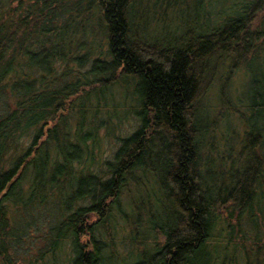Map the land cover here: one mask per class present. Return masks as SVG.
<instances>
[{"label": "trees", "instance_id": "1", "mask_svg": "<svg viewBox=\"0 0 264 264\" xmlns=\"http://www.w3.org/2000/svg\"><path fill=\"white\" fill-rule=\"evenodd\" d=\"M263 51L264 0H0V89L13 102L0 117V264H21V216L50 202L61 209L46 252L69 244V264H199L218 220L232 241L241 231L233 214L248 212L258 225L264 84L252 86L241 109L224 78L264 61ZM72 60L90 66L75 73ZM58 61L62 76L73 74L55 86ZM129 79L140 126L101 172L77 165L95 139L94 130L82 131L89 106ZM213 91L243 126L235 142L218 133L224 147L207 120ZM70 109L81 114L76 139L66 130ZM31 130L28 147L6 164ZM81 199L89 203L76 205ZM119 223L131 241L126 254ZM255 251L246 264H264L261 247Z\"/></svg>", "mask_w": 264, "mask_h": 264}, {"label": "rangeland", "instance_id": "2", "mask_svg": "<svg viewBox=\"0 0 264 264\" xmlns=\"http://www.w3.org/2000/svg\"><path fill=\"white\" fill-rule=\"evenodd\" d=\"M169 17L170 20L167 25L171 26L177 20V15L173 14L169 15ZM171 40L176 41L177 37L175 36L168 41ZM63 45L65 48L68 47V42L65 41ZM78 53H81V51H78ZM69 64L75 68V73H78L80 70H86L90 66L89 63L84 64L78 60H72ZM263 68L264 61L262 59H251L247 63V70L232 72L228 78H224L225 85L229 89L228 93L232 95L231 99L234 103L239 104L241 109L244 108L242 101H249L250 99L252 86H263L264 75L263 77L260 76ZM63 69L64 64L58 61L56 64L57 71L54 75L60 80L53 83L55 86H60L66 79L69 80L73 74L62 76L61 72ZM252 73L258 76V80L255 83L251 79ZM133 83V80L129 79L127 83L116 84L111 91L105 94L106 98L101 100L97 107L92 106L96 108L89 106L90 108L86 112V120H84L82 131L94 130L95 135L93 133L89 137L94 136L95 139L94 141H88L90 152L88 153L87 147H85L86 150L83 152L82 161H78L76 163L77 165L81 163L86 168L89 167V164H92L96 172H101L106 166L105 162L112 159L120 147L122 138L131 134L140 126L141 122L137 114L139 101L134 92ZM11 98L12 93L7 87L0 89V117L6 114L12 107L13 102ZM91 105H96V101ZM97 108L100 110H97ZM223 109L224 107H219L216 91H213L208 100L207 120L210 121L211 126L216 130V132H213L215 133L213 141L218 143L219 147H224L222 146V142L224 141H221L218 133H225L229 143L235 142L243 134L242 122L237 114L231 110L224 109V114L221 115ZM67 113L66 130L72 133L71 137L73 139H76L78 137L76 133V120L78 118V121H80L81 114L77 116L76 110L73 109H70ZM32 131H27L17 138L16 147H11L6 153V164L10 162L8 160L10 157L19 155L28 147L31 137H33ZM213 150L218 151V148H213ZM88 203L86 199H81L77 201L76 205H85ZM60 209V206L56 202H50L38 210L32 208L28 211V215L23 214L21 216L22 229L26 227V232L23 230L21 237H18V241L15 243L18 262L21 264H42L45 262L46 264H69L68 259L71 253L69 244H61V253L46 252L48 243L53 240V236L56 234L54 225L60 214L58 212ZM255 212L256 215H259V218L257 217L258 225L252 221L248 212H243L239 220L236 214H233L230 218L232 222L239 221L240 223L241 231L236 235V238L234 236L235 241L229 240L228 234L222 228V222L218 220L211 231L206 248L199 252L197 259L199 264H246V253L250 252L254 256L256 253L255 250L260 249V247L261 251H259L258 256L259 258H263L264 213L258 209ZM119 228L122 230L118 235V240L121 243L119 250L126 254L131 248V241L127 231L120 226V223ZM232 243H237V245H232ZM259 245L261 246L259 247ZM41 254L43 258L40 257ZM130 259L131 261L133 260V258ZM116 263L122 264L116 259H113L110 264Z\"/></svg>", "mask_w": 264, "mask_h": 264}]
</instances>
